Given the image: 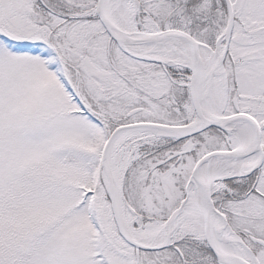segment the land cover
Here are the masks:
<instances>
[{
    "label": "snow or ice",
    "instance_id": "1",
    "mask_svg": "<svg viewBox=\"0 0 264 264\" xmlns=\"http://www.w3.org/2000/svg\"><path fill=\"white\" fill-rule=\"evenodd\" d=\"M0 264H264V0H0Z\"/></svg>",
    "mask_w": 264,
    "mask_h": 264
}]
</instances>
